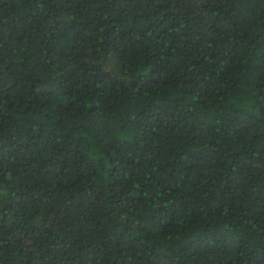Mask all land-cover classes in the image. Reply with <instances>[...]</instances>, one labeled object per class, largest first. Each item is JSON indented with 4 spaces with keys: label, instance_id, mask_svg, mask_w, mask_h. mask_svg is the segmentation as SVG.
Instances as JSON below:
<instances>
[{
    "label": "trees",
    "instance_id": "trees-1",
    "mask_svg": "<svg viewBox=\"0 0 264 264\" xmlns=\"http://www.w3.org/2000/svg\"><path fill=\"white\" fill-rule=\"evenodd\" d=\"M0 264H264V0H0Z\"/></svg>",
    "mask_w": 264,
    "mask_h": 264
}]
</instances>
